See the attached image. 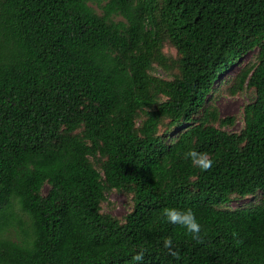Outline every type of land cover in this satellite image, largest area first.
<instances>
[{"label": "trees", "instance_id": "obj_1", "mask_svg": "<svg viewBox=\"0 0 264 264\" xmlns=\"http://www.w3.org/2000/svg\"><path fill=\"white\" fill-rule=\"evenodd\" d=\"M243 60L230 90L253 94L230 132L211 102ZM112 191L123 218L103 209ZM164 208L192 209L202 242ZM141 249L143 264H264V0H0V264Z\"/></svg>", "mask_w": 264, "mask_h": 264}, {"label": "rangeland", "instance_id": "obj_2", "mask_svg": "<svg viewBox=\"0 0 264 264\" xmlns=\"http://www.w3.org/2000/svg\"><path fill=\"white\" fill-rule=\"evenodd\" d=\"M171 52V51H170ZM173 57L174 54H170ZM246 60H243L241 65L233 66L229 72H227L223 77L222 83L217 82L216 87L217 91L213 95L212 104L214 108L218 111L220 118H226L230 116H235L236 121L234 124L230 126H226L224 129L230 132H240L244 126L243 120V112L244 107L251 101L252 92H242L238 91L236 93L231 92V77L235 76L242 68V66L246 63ZM156 73L162 77L170 78L171 75L167 74L163 69H158ZM227 81V82H226ZM229 82V83H228ZM48 187L45 188L47 191ZM250 201V198L233 201L230 204V207L237 208L241 205H245ZM131 208V200L129 197L119 191H112L108 194L107 202L104 203L103 209L105 212L116 216L117 218H123Z\"/></svg>", "mask_w": 264, "mask_h": 264}, {"label": "clouds", "instance_id": "obj_3", "mask_svg": "<svg viewBox=\"0 0 264 264\" xmlns=\"http://www.w3.org/2000/svg\"><path fill=\"white\" fill-rule=\"evenodd\" d=\"M185 160H191V163L199 168L202 172L210 171L213 167V159L208 153L198 152L195 149L189 150L184 153ZM162 216L167 223L177 225L186 230V233L191 236L195 241L202 242V228L198 222L197 217L192 209H178V208H164L162 210ZM163 247L167 250V254L179 258V252L176 249V245L171 237H167L163 240ZM145 251L141 249L135 255L132 256V260L136 264H143Z\"/></svg>", "mask_w": 264, "mask_h": 264}]
</instances>
